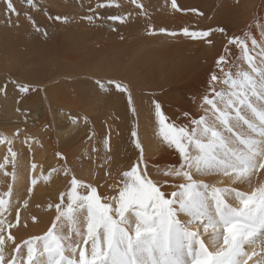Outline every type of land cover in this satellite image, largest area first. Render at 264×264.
<instances>
[{
  "label": "bare ground",
  "instance_id": "bare-ground-1",
  "mask_svg": "<svg viewBox=\"0 0 264 264\" xmlns=\"http://www.w3.org/2000/svg\"><path fill=\"white\" fill-rule=\"evenodd\" d=\"M10 1L12 0H8V3ZM151 3L152 11H156V14L155 12L152 13L153 16L148 14L149 22L139 20L143 22L142 24L136 21L137 27L133 25L135 22L133 19L137 18H131L132 25L140 29L133 30L137 35L131 32L133 28L124 30L123 35H121L123 31L120 32V37L127 34V38L134 35L136 38L129 42L131 38L129 37L126 46H123L121 41L124 40L120 37L116 40L120 38L121 41L115 40L117 44L113 45V49L120 45L119 42L123 46L117 48L120 50L116 53L117 57L113 56L116 58L115 63L119 65L116 67L119 68L118 78H115L111 70L108 73L106 59L104 60L106 68L103 70L89 66L81 69L73 66L68 68L70 70L68 71L63 65H58L53 72L51 66L48 67L49 65L46 64L42 68L41 66L34 68L33 65L36 67L49 57L44 55L43 45L39 47L34 40H23L26 37L21 38L15 31V26L11 27L13 29L0 28V52L8 61L14 60L8 67H4L3 61L0 62V247L7 253L6 258L0 259V264H12L13 258L17 255L24 256L26 248L30 246H35L44 253L42 251L45 245L53 239L49 233L61 237L58 244L65 249L63 255L80 261V253L84 250L87 238V218L83 208L86 203L84 193L95 195L94 189L98 188L101 195H116L124 174L130 169H134L137 176L143 172V176L140 177L141 183L144 180H148L149 184L152 181L162 183L165 179H172L170 176L162 175V170L167 166L178 164L180 158L176 152L167 147L158 133L159 126L155 120L152 100L156 98L161 101L164 113L172 122L191 126L190 119L184 117L183 113L189 112L196 118L204 114V109L200 106L201 96L208 89L209 74L214 70L215 61L222 52L226 38L215 31L212 35L214 46L210 47L202 41L182 35L173 37L168 33H160L158 29L179 31L186 26L201 29L224 27L229 36L243 35L247 32L249 42L253 37L257 40V46L252 49L253 55L259 51L260 44L264 43V0H151ZM28 5L30 7L34 4L28 3ZM177 5L186 9L197 8L203 15L182 12ZM9 8L11 11L14 7L9 5ZM33 8L36 9L34 11L36 14L39 11L49 13L54 11L52 7L40 8L34 5ZM14 16V19H17L20 13L19 16ZM143 17L147 16L143 15ZM139 18L141 19V15ZM146 19L148 20V17ZM3 20L1 19L0 22ZM150 22L152 26L156 23L154 29L157 31H150L148 27ZM34 25L36 29L38 24ZM142 30H148L146 33L150 31V34H146L150 36L144 39L145 43L142 41L143 37L145 38V32L142 33ZM141 42L146 46H153L143 48ZM54 46L53 44V48ZM129 49L133 50L134 58L131 56L133 53L128 56V52H131ZM144 49L148 50L147 54ZM126 59L129 62H126L127 64L124 62ZM230 60L229 68L233 73L240 68L248 70L247 63L242 60L235 46L231 47ZM94 69H97V72ZM92 74L97 76L92 78ZM217 74L222 76L219 72ZM254 78L257 94H252L251 86L246 87V99L249 104L244 106L243 114L247 123L241 121L235 128L228 140V150L216 149V158L211 161L212 167L193 172L194 178L200 182L198 190L202 193L208 212L216 219L214 228L210 227L206 230L207 221L202 223L203 234L209 232L211 234L200 239L208 246L211 253L222 251L223 244L224 228L216 211L217 202L225 213L233 210L235 215V210L242 207L244 199L238 193L246 196L264 193V115H262L264 112L260 113L264 105V88L260 87V79ZM109 80L124 82L130 91V96L123 91H117L116 87L107 85ZM130 80L133 83L130 84L128 82ZM12 81L21 85H32L36 89L35 91L29 89L27 94L20 98L21 92ZM5 84L7 88L4 87ZM215 87L217 90H229V86L223 84L222 80ZM40 92L41 99L36 97ZM18 99L19 103H17ZM41 100L46 106L42 107L39 102ZM50 124H53L52 128ZM250 126H255L252 133V130L247 131ZM19 128L26 130L32 138L18 135L16 132ZM134 129L137 131L138 141H133L130 135ZM240 137H245L246 142L242 143ZM44 152H46L45 156ZM236 155L237 159L239 156L242 157L240 162L244 165H239L235 159L230 160L227 162V173L221 171L226 176L222 178L223 180H218L219 163ZM45 157L57 160L62 157L68 158L64 164L57 163L63 168L71 167L67 176L62 181L61 173L55 175L51 188L23 187L24 181L31 183L32 179H38V183L45 184L48 179V173L45 174L42 168L46 161ZM104 166L109 169L110 180H105L103 176ZM115 166L116 170H114ZM251 176L254 181H251ZM180 179L177 178L175 182L178 183ZM208 181L222 185L236 182L234 186L245 191L227 192L221 190V187L215 190L207 189L205 183ZM166 190L171 192L174 188L169 187ZM111 203L115 206L117 201ZM69 207L76 209L72 220L67 218ZM180 219L188 218L181 215ZM213 234H215V244L211 242ZM190 243L194 250H198L197 237H193ZM263 245L264 235L257 237V244L245 245L251 254L246 264H264L262 257L264 253L261 255ZM86 247L90 252V244ZM46 257L45 253L38 256L36 264L45 261ZM184 258L186 260L189 258L186 249ZM21 264H24V261H21ZM25 264H27L26 256Z\"/></svg>",
  "mask_w": 264,
  "mask_h": 264
},
{
  "label": "snow or ice",
  "instance_id": "snow-or-ice-1",
  "mask_svg": "<svg viewBox=\"0 0 264 264\" xmlns=\"http://www.w3.org/2000/svg\"><path fill=\"white\" fill-rule=\"evenodd\" d=\"M0 2L5 4V15L11 23V15L19 16V11L14 8L10 11L8 0ZM177 7L185 13L203 15L197 8ZM128 15L126 13L125 17ZM57 19L58 22H67L65 17ZM127 21L124 19L120 22ZM16 24L19 25L18 20ZM36 29L39 30L40 26L36 25ZM149 29L157 31L152 25H149ZM112 30L117 31L115 27ZM158 31L173 37L182 35L202 41L210 47L214 46L212 35L215 31L226 38L222 52L215 61L214 70L209 74L208 89L201 96L200 106L204 109V114L196 118L189 112L183 113L184 117L190 119L191 126L175 124L164 113L161 101L156 98L152 100L155 120L159 126L158 133L167 147L180 158L178 164L162 170V175L172 179H165L162 183L152 181L149 184L148 180L141 183L143 172L137 176L135 170L130 169L124 174L116 195H101L98 188L94 189L95 195L84 193L87 238L84 250L80 253L81 260L76 261L73 257L63 255L65 249L58 244L61 237L49 233L53 239L45 245L47 257L40 264H246L251 254L245 245L257 244V237L264 235V193L249 196L238 193L244 199L242 207L235 210V215L243 217L242 219H232L233 210L225 213L217 202L216 211L224 228L222 251L211 253L198 233L188 227L192 222L204 221H207L206 230L216 225V219L209 214L202 193L198 190L200 182L194 178L193 172L212 167L211 161L216 158V149L228 150V140L235 128L241 121L247 123L243 114L244 106L249 104L246 87L251 86L252 94L256 95L254 77H258L260 87L264 88V43L260 44L259 51L253 55L252 49L257 46V40L253 37L249 42L247 32L229 36L224 27L201 29L188 26L179 31H169L166 28ZM41 33L45 37L48 35L47 29H43ZM232 46L237 48L242 60L247 63L248 70L240 68L235 73L230 70ZM221 80L229 86V90L216 89L215 85ZM12 83L21 92L20 98L29 89H36L32 85H21L16 81ZM107 85L130 96L124 82L109 80ZM4 87L7 88V84ZM130 135L133 141H138L135 129ZM140 147L142 149V145ZM136 167H139V162ZM177 178H181L178 183L175 182ZM169 187L174 190L168 192L166 188ZM112 201H117L115 206ZM75 211L74 207L67 209L69 220L73 219ZM181 215L188 219L182 221ZM193 237H197L198 253L190 243ZM211 242L215 244V234ZM89 244L90 252L86 247ZM185 249L189 254L187 260L184 258ZM57 252L61 253L58 257L54 255ZM40 255L44 253L35 246H30L26 248L24 256L14 257L12 264H21V261L25 264V256L27 264H36ZM6 257L7 253L0 247V259Z\"/></svg>",
  "mask_w": 264,
  "mask_h": 264
},
{
  "label": "rangeland",
  "instance_id": "rangeland-1",
  "mask_svg": "<svg viewBox=\"0 0 264 264\" xmlns=\"http://www.w3.org/2000/svg\"><path fill=\"white\" fill-rule=\"evenodd\" d=\"M23 0H12L10 1L9 5L10 6H13L15 10H18L19 13H20V17H16L17 19H14V15H11V23H8V18L5 16V6L3 4V2L0 3V20L1 19H4L3 21H1V25H0V28L3 29L4 28H9V29H13L11 27L15 26V31L19 34V36L22 38H25L23 40H26V41H33L39 46V47H42L43 45V48H44V55L48 56L49 57H46V61L45 62H38L39 65H37L35 67V65H33L34 68H40L39 66H44L45 64L46 65H49L48 67L51 66V70L53 72H55V66H58V65H63L64 68H66L68 70V68H72L73 66L74 67H78L81 69L82 68H88L89 67H94V68H101V70L105 69L106 66L104 65V60L106 59V65L108 66V73L109 71L111 70L114 75H115V78L119 77V75L117 76V73H119V68L117 69L116 67H119V65H117L115 62H116V58L117 55V51H120V50H117V48L120 49V47L122 46V43H123V46H126V40L128 41V38L129 42H132L133 41V38L135 37L136 38V32H134L133 30L135 29H139L137 28L138 26L136 25L138 23L139 20H142L144 22V20H146L147 22L150 21L149 19V16L148 14H150V16H153L152 13L155 12L156 14V11H152L153 10V4L151 3V0H24L23 2H26L25 4H23L22 2ZM54 1V2H53ZM38 2V3H37ZM45 2V3H44ZM49 2V4H48ZM56 2V4H55ZM82 2V3H81ZM135 2V3H134ZM28 3L31 5V4H34L35 6L37 5L38 7L41 8H50L52 7L51 9H53L54 11L49 13L48 11H39L38 14H36L34 11H36L34 7V5L30 6L28 5ZM163 3V2H162ZM48 4V5H47ZM67 4V5H65ZM80 4V5H79ZM99 4V5H98ZM101 4V5H100ZM121 4V5H120ZM124 4V5H123ZM128 4V5H127ZM131 6H130V5ZM139 4V5H137ZM141 4V5H140ZM147 4V5H145ZM15 5H18V6H15ZM113 5V6H112ZM118 5V6H117ZM120 5V6H119ZM127 5V6H126ZM135 5V6H133ZM58 6V8H57ZM77 10H76V8ZM125 6V7H124ZM130 6V7H128ZM138 6V7H137ZM143 6V8H141ZM152 6V7H151ZM60 7V8H59ZM90 7V8H89ZM104 7V8H103ZM111 7V8H110ZM121 7H123V9H121ZM128 7V8H126ZM132 7H135V8H132ZM137 7V8H136ZM146 7V8H145ZM113 8V9H112ZM125 8V9H124ZM132 8V10H131ZM3 9V10H2ZM28 11H27V10ZM109 9V10H108ZM143 9V10H142ZM84 10V11H83ZM102 12H101V11ZM126 10V11H125ZM83 11V12H82ZM98 11V12H97ZM104 11V12H103ZM124 11V12H123ZM29 13V14H26V13ZM94 12V13H93ZM129 14L127 17H125V14ZM133 12V13H132ZM32 15H31V14ZM41 13V14H40ZM4 14V15H3ZM81 14V15H80ZM152 14V15H151ZM67 15V16H66ZM141 15V19L139 18V16ZM145 15L148 17V20L142 16ZM4 16V17H3ZM65 17L67 18V24L66 22H58V19L59 17ZM73 16V17H72ZM163 16V15H162ZM161 16V17H162ZM78 17V18H77ZM82 17V18H81ZM97 17H99L100 19H97ZM133 17H136L137 19H133V25L134 26H137V27H134L132 25V20L131 18ZM22 18V19H20ZM70 18V19H69ZM106 18V19H105ZM145 18V19H144ZM151 18V17H150ZM163 18V17H162ZM14 19V21H13ZM81 19V21H80ZM111 19V20H110ZM124 19H127L128 21L126 23H121L120 21L121 20H124ZM153 19V18H152ZM19 21V25L17 26L16 24V21ZM30 21V22H29ZM32 21H34V23H32ZM39 23H38V22ZM77 21V22H76ZM131 21V22H129ZM137 21V23H136ZM140 22L143 24V22ZM162 21V20H160ZM4 24H3V23ZM13 22V23H12ZM163 22V21H162ZM161 22V23H162ZM131 26H130V24ZM25 24V25H24ZM34 24H38L40 26V29L37 30L35 29V25ZM62 24V25H61ZM129 24V25H128ZM145 24V23H144ZM42 25V26H41ZM65 25V26H64ZM139 25V24H138ZM147 25V24H146ZM148 25H151V22L150 24L148 23ZM155 25L156 23L152 26L153 28H155ZM163 25V24H162ZM9 26V27H8ZM140 26V25H139ZM144 26V25H143ZM142 26V27H143ZM19 27V28H18ZM25 29H24V28ZM68 27V28H67ZM115 27L117 29V31H113L112 28ZM122 27V28H121ZM145 27V26H144ZM149 27V26H148ZM147 27V28H148ZM22 28V29H21ZM51 28V29H50ZM66 28V29H65ZM120 28V29H119ZM128 28V29H127ZM133 28V29H132ZM42 29H47V32H48V35L47 37L43 36L42 35ZM131 32L135 33L136 35H134L133 33H131L132 35H134V37L132 36H129L128 38L125 36H122V40L124 41H121V37H120V34L123 35L124 30L125 31H128V30H131ZM143 29V28H141ZM140 30V29H139ZM146 30V29H144ZM142 30V33L143 31ZM149 30V29H148ZM147 30V31H148ZM33 31V32H32ZM35 31V32H34ZM40 31V32H39ZM62 33H61V32ZM64 31V33H63ZM123 31V32H121ZM138 31V30H137ZM147 31H144L145 33V38L143 37V42H144V39L146 40L147 37H149L150 35H146V34H150V31L148 33H146ZM69 33V37L67 35V33ZM121 32V33H120ZM32 33V34H31ZM107 33V34H106ZM109 33H113L112 35H110ZM130 34V32H128ZM41 34V35H40ZM66 34V35H65ZM130 34V35H131ZM139 34V33H138ZM141 34V33H140ZM62 35V36H61ZM72 35V36H71ZM116 35V36H115ZM142 35V34H141ZM38 36V37H36ZM41 36V37H40ZM54 36V37H53ZM99 36V37H98ZM101 36V37H100ZM29 37V38H27ZM31 37H34V39ZM52 37V38H51ZM63 37V38H62ZM117 37H120L118 38L117 40L120 39V41L122 42H119L118 44L120 45H117L115 46L116 48H114L113 45L117 44V40L116 38ZM61 38V39H60ZM31 39V40H30ZM40 41H38V40ZM41 39V40H40ZM108 39V40H107ZM36 40V41H35ZM117 42H116V41ZM38 41V42H37ZM59 41V42H58ZM116 43H115V42ZM127 42V43H129ZM148 42H149V38H148ZM35 43H28V44H35ZM52 43V45H50ZM104 43V44H103ZM142 43V42H141ZM145 43V42H144ZM150 43V42H149ZM53 44L55 45L54 48H53ZM59 44V45H58ZM152 44V43H151ZM79 45V46H78ZM108 45H110V47H108ZM78 46V47H77ZM122 46V47H123ZM149 46H153V45H147L146 44L144 45L142 43V47L144 48H147ZM99 47V48H97ZM121 47V48H122ZM52 48V49H51ZM97 48V50H96ZM100 48H102V50H100ZM105 48V49H104ZM151 48V47H150ZM92 49V51H91ZM95 49V50H93ZM149 49V48H148ZM116 50V51H115ZM122 50V49H121ZM145 50V49H144ZM66 51V53H64ZM129 51L131 52H128V56L129 54L133 53V50H130ZM146 51V50H145ZM148 51V50H147ZM147 51H146V54H147ZM93 52V54H92ZM105 53V54H104ZM60 55V56H59ZM2 56V57H1ZM77 56V57H76ZM108 56V57H107ZM115 56V57H113ZM132 58H134V53L131 55ZM131 56L129 58V61L131 62ZM71 57V58H70ZM51 58V59H50ZM102 58V59H101ZM127 58V57H126ZM81 59V61H80ZM84 59V64L86 65H83V62L82 60ZM110 60V61H107V60ZM128 59H126L124 62L125 64L129 63L127 61ZM3 61V62H2ZM5 61V62H4ZM12 62L14 60H11ZM74 61V62H73ZM0 62H2V64H4V67H8L12 62L8 61L6 59V57H4L2 55V53L0 52ZM50 62V63H49ZM77 62V63H76ZM108 62V63H107ZM127 62V63H126ZM44 63V64H42ZM62 63V64H61ZM112 63V64H111ZM1 64V63H0ZM42 64V65H41ZM51 64V65H50ZM124 63L123 65L126 66ZM53 67V68H52ZM112 67V68H111ZM97 69H94V71L97 72ZM66 70V73H68V70ZM72 72V70H71ZM70 72V73H71ZM151 73V72H150ZM150 75V74H148ZM97 75H93L92 74V78L95 77ZM121 77H122V73H121ZM131 79V78H130ZM127 80V79H126ZM132 80V79H131ZM130 80V81H131ZM128 81L130 84L133 83V81ZM136 82V81H135ZM36 97H39L40 99L42 98L41 96V92L38 93L36 95ZM41 104H42V107L46 106L45 102L43 100L39 101ZM264 105H262L261 109H260V113L264 112ZM260 108V107H259ZM253 110H256L255 108H252ZM99 112V111H98ZM26 114L28 113V111L25 112ZM252 117V116H251ZM102 119V118H101ZM260 119V118H259ZM68 120V119H67ZM103 122H104V119H102ZM100 121V120H99ZM91 122L93 123V120L91 119ZM252 123V122H251ZM249 122V124H251ZM53 127V124H50V128ZM251 133L253 132V130L255 129V126L251 127L250 128H247ZM18 135L22 136V137H27V138H32L31 135H29L26 130H23L21 128L18 129V131L16 132ZM91 137V135H89ZM53 138H54V134H53ZM242 143L243 142H246L245 140V137L242 138ZM241 143V142H240ZM241 146V144H239ZM43 155L45 156L46 155V152L43 153ZM231 156V155H230ZM240 158H242L241 156H239V158L237 159V155L234 156L233 158L230 157L228 160L226 161H222L219 163V166L217 167L218 170L220 171V174L218 175V180L221 179L223 180L224 177L226 176L224 173L222 172H226L227 173V162H229L230 160H234L241 166H243L244 164L240 162ZM52 158H47L45 157V163L43 164V171L45 172V174H47V181L45 182V184L43 183V185L41 183H38V179H32L31 177V183H28L27 180L24 181L22 183L23 187L25 186V188H31V187H38V186H41V187H44L46 186L47 188H51L53 186V181L55 179V175L57 174H62L61 175V180L63 181L64 178L67 176V174L69 173L71 167H68V168H63L60 164H57V163H66V161L68 160V158H65V157H62L60 160H57V159H52ZM242 161V160H241ZM53 163V164H52ZM49 164V165H47ZM53 166V167H52ZM45 168V169H44ZM55 168V169H54ZM63 169V170H62ZM114 170H116V166L114 168ZM51 174H50V172ZM222 171V172H221ZM47 172V173H46ZM59 172V173H58ZM63 172V173H62ZM108 172H109V169L106 168V166H104V173H103V176L105 178V180H110L111 178L109 177L108 175ZM42 173V171L40 172ZM39 173V175H41ZM54 175V176H53ZM50 177V179H49ZM223 178V179H222ZM53 179V181H52ZM254 178H252L251 176V181H254L253 180ZM79 182V181H78ZM27 183H28V186H27ZM33 183V184H32ZM35 183V185H34ZM39 184V185H38ZM57 184V183H56ZM206 188L207 189H219L220 187L222 188L221 190L223 191H232V192H244L245 189L243 188H238L236 186H234L236 184V182L232 183L231 185H226V184H221V183H211V182H206ZM237 188V189H236ZM236 190V191H235ZM238 190V191H237ZM241 190V191H240ZM244 190V191H243ZM44 192V190H43ZM187 219H184L182 221H186ZM196 227V228H195ZM202 227H203V224L202 223H197V222H192L191 224H189V228L192 230V228L194 229V231L196 230V232L198 233V237H204L205 238V235H208V234H211L210 232L209 233H205L203 234L204 232L202 231ZM203 234V235H202ZM264 246V245H263ZM263 250V252H262ZM198 252V250H196ZM45 253V255L47 256V253L45 252V249H43V251ZM264 253V247L261 249V255ZM55 255H61L59 252L54 253ZM57 255V256H58ZM262 257H264V254L262 255Z\"/></svg>",
  "mask_w": 264,
  "mask_h": 264
}]
</instances>
